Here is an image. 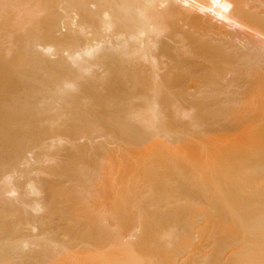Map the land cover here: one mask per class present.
<instances>
[{
  "label": "bare ground",
  "instance_id": "6f19581e",
  "mask_svg": "<svg viewBox=\"0 0 264 264\" xmlns=\"http://www.w3.org/2000/svg\"><path fill=\"white\" fill-rule=\"evenodd\" d=\"M0 264H264V0H0Z\"/></svg>",
  "mask_w": 264,
  "mask_h": 264
}]
</instances>
